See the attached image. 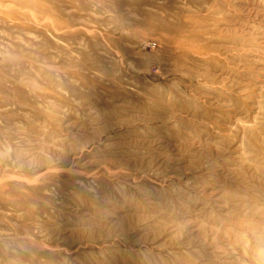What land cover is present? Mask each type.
I'll return each instance as SVG.
<instances>
[{"label": "rangeland", "instance_id": "374dc122", "mask_svg": "<svg viewBox=\"0 0 264 264\" xmlns=\"http://www.w3.org/2000/svg\"><path fill=\"white\" fill-rule=\"evenodd\" d=\"M0 264H264V0H0Z\"/></svg>", "mask_w": 264, "mask_h": 264}]
</instances>
